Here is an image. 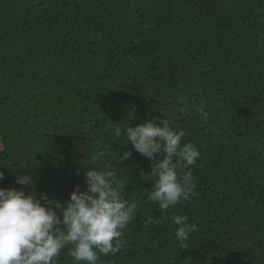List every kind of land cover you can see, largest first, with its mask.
<instances>
[{
    "label": "trees",
    "instance_id": "obj_1",
    "mask_svg": "<svg viewBox=\"0 0 264 264\" xmlns=\"http://www.w3.org/2000/svg\"><path fill=\"white\" fill-rule=\"evenodd\" d=\"M165 113L200 152L166 212L154 162L114 136ZM108 165L138 208L98 264H264V0H0V188L63 202ZM172 214L198 231L178 241Z\"/></svg>",
    "mask_w": 264,
    "mask_h": 264
},
{
    "label": "clouds",
    "instance_id": "obj_2",
    "mask_svg": "<svg viewBox=\"0 0 264 264\" xmlns=\"http://www.w3.org/2000/svg\"><path fill=\"white\" fill-rule=\"evenodd\" d=\"M181 101L186 102L183 97ZM206 104L201 99L197 108L205 122L209 115ZM165 116L135 127H116L114 136L154 162L150 175L156 179L146 196L166 212L196 195L192 172L185 170L196 164L200 152L192 143H181L184 132L174 131L173 122ZM131 156L132 152L124 151L119 163ZM110 167L86 171L85 190L77 185L63 202L50 200L46 194L37 199L34 192L0 188V264H54L69 245L73 264H98L101 256L121 252L125 246L122 237L138 205L123 199L127 186ZM3 178L0 172V180ZM16 183L31 187L34 178L23 173L17 175ZM167 219L177 226L175 237L180 242L198 231L187 216L172 214ZM152 223H160V218L149 217L146 224Z\"/></svg>",
    "mask_w": 264,
    "mask_h": 264
}]
</instances>
